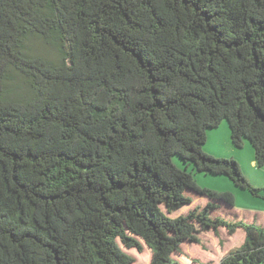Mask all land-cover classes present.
<instances>
[{
    "label": "trees",
    "instance_id": "16d2710c",
    "mask_svg": "<svg viewBox=\"0 0 264 264\" xmlns=\"http://www.w3.org/2000/svg\"><path fill=\"white\" fill-rule=\"evenodd\" d=\"M224 120L264 168V0H0V264H137L144 247L181 264L221 227L246 236L219 264H264V224L213 217L235 194L173 161L259 196L204 149ZM187 190L209 202L171 217Z\"/></svg>",
    "mask_w": 264,
    "mask_h": 264
},
{
    "label": "rangeland",
    "instance_id": "374dc122",
    "mask_svg": "<svg viewBox=\"0 0 264 264\" xmlns=\"http://www.w3.org/2000/svg\"><path fill=\"white\" fill-rule=\"evenodd\" d=\"M45 47L46 48L42 47L41 49H44L46 51L50 49L47 46ZM220 126L218 128L212 129V131H214L215 135H218L220 133L223 134L222 129H226L225 139L223 135L220 141L225 145L229 140L231 143L230 128L227 120H224L223 125L221 124ZM213 140L211 141V143L213 142ZM208 142L209 141H207L206 144H208ZM237 153L240 154L238 156L239 159H235L239 162V164L241 162V164L244 166L242 169L244 175L253 186L262 189L259 196L253 195L252 192L248 189L237 187L234 182L226 175H216L207 172L194 171L193 164L185 163L177 155L173 156V161L179 168L187 169L188 171L193 172L197 183L202 187L217 191L230 192L233 191L226 188V186L237 188L238 194L233 192L236 196V205L232 207L226 205L225 203H220V207L212 211L213 217L221 216L230 221L245 220L247 222H254L255 216H257L256 222L263 224V213L259 212H264V168L258 167L256 164L248 167L249 160L251 158H253V160L255 159L254 148L248 139H245V144L242 148L237 149ZM224 158L234 157L230 156ZM223 181H225V184L227 185H224ZM186 194L193 198V202L191 204L183 206L180 210L173 212L171 214V217H177L181 214H187L195 207H200L202 209L209 202V199L206 196L198 195L192 190H187ZM245 236L246 234L242 229H238L234 234H229L226 228L221 227V229L219 228L217 235L213 231L202 233V242L200 244H191L187 242L184 243L183 254H175V257L180 261L181 264H219L221 259L225 255H227L229 251H232L243 244ZM133 255L136 258L137 264L150 263L151 251L147 247H144V251L142 253L134 251Z\"/></svg>",
    "mask_w": 264,
    "mask_h": 264
},
{
    "label": "crops",
    "instance_id": "0c3cea01",
    "mask_svg": "<svg viewBox=\"0 0 264 264\" xmlns=\"http://www.w3.org/2000/svg\"><path fill=\"white\" fill-rule=\"evenodd\" d=\"M222 130H223L222 131L223 134L220 133L218 135H215L214 131H212V130L208 131V141H209L208 144L209 145L208 144L205 145V148H204L205 151L208 152L209 154H212V155L217 156V157H230L231 156V157H234L236 159H239L238 156L240 154L237 153V149L232 146V144L230 143V140L228 141V143H226V145L221 143L220 139L223 137V135H224V139H225V132H226V129H222ZM213 138H214V140H213ZM212 140H213V142L211 143ZM240 164H241V162H240ZM254 164H256V163L253 160V158H251L249 160V166L248 167H251ZM240 166L242 167L241 169H243L244 166L242 164ZM223 182H224V185H227V184H225V181H223ZM226 188H228V189H230L233 192L238 194V190L236 187L234 188L232 186H226ZM219 206H220V203H219ZM256 212H259V211H256ZM259 213H263L262 217H264V212H259ZM256 219H257V216H255V221H256Z\"/></svg>",
    "mask_w": 264,
    "mask_h": 264
}]
</instances>
